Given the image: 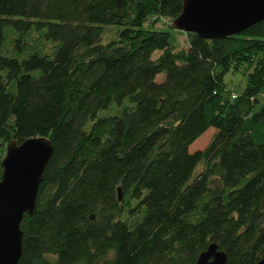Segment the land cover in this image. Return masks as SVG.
<instances>
[{
  "label": "trees",
  "instance_id": "trees-1",
  "mask_svg": "<svg viewBox=\"0 0 264 264\" xmlns=\"http://www.w3.org/2000/svg\"><path fill=\"white\" fill-rule=\"evenodd\" d=\"M181 11L182 0H0V140L54 148L19 264H195L212 243L225 264L264 258V20L222 40L185 33L176 49L148 22ZM105 26L117 37L103 44ZM31 31L52 55L19 57ZM241 69L244 88L227 90Z\"/></svg>",
  "mask_w": 264,
  "mask_h": 264
},
{
  "label": "water",
  "instance_id": "water-1",
  "mask_svg": "<svg viewBox=\"0 0 264 264\" xmlns=\"http://www.w3.org/2000/svg\"><path fill=\"white\" fill-rule=\"evenodd\" d=\"M264 20V0H182L173 27L207 40L238 35ZM47 137H32L6 145L0 162V264H19L25 214L34 212L44 170L53 154ZM120 196V189H118ZM93 219V215L90 216ZM226 254L210 244L195 264H225ZM255 264H264V258Z\"/></svg>",
  "mask_w": 264,
  "mask_h": 264
},
{
  "label": "rangeland",
  "instance_id": "rangeland-1",
  "mask_svg": "<svg viewBox=\"0 0 264 264\" xmlns=\"http://www.w3.org/2000/svg\"><path fill=\"white\" fill-rule=\"evenodd\" d=\"M149 23L150 24L154 23L155 28L168 29V31L172 34L171 40L176 49H187L188 47L187 35L185 34V32H182L180 30L169 29L173 24V21L171 19L166 17H160L158 18V21H155V18H151L148 24ZM14 36L15 35H13V31L11 30L7 31L8 41L6 42L5 45V52L10 55H15L14 53H18L17 50H14L13 52ZM116 37H117V28L115 26H105L103 28V34L101 36V43L103 44L108 43L109 41L115 39ZM24 41L28 43V46L20 52L19 57L21 58L27 56V54L31 51H39L43 54L52 55L56 46L55 43L46 41L42 36V32L31 31L24 37ZM157 55L158 53H155L154 57H156ZM163 77L164 74H159L156 77V80L160 82L163 80ZM224 83L226 85L227 90L229 91L236 90L237 92H240L246 84V74L244 73L243 69L237 72L230 71L225 75ZM110 113L113 112H109L108 114ZM215 133L216 130L214 128H209L204 134H202L190 145L189 152L194 153L196 151L204 150ZM5 154H6V144H3V142L0 140V162L5 157ZM203 169H204V163H200L196 167L193 177L201 173Z\"/></svg>",
  "mask_w": 264,
  "mask_h": 264
},
{
  "label": "built area",
  "instance_id": "built-area-1",
  "mask_svg": "<svg viewBox=\"0 0 264 264\" xmlns=\"http://www.w3.org/2000/svg\"><path fill=\"white\" fill-rule=\"evenodd\" d=\"M237 96H238V93H237L236 91H232V92H231V98H232L233 100H235V99L237 98Z\"/></svg>",
  "mask_w": 264,
  "mask_h": 264
}]
</instances>
